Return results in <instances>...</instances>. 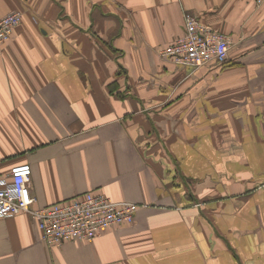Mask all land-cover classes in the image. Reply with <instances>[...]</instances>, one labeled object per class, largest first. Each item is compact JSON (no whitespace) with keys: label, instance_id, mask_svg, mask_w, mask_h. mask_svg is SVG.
Wrapping results in <instances>:
<instances>
[{"label":"crops","instance_id":"obj_1","mask_svg":"<svg viewBox=\"0 0 264 264\" xmlns=\"http://www.w3.org/2000/svg\"><path fill=\"white\" fill-rule=\"evenodd\" d=\"M0 173L31 168L34 208L87 192L131 225L48 247L0 218V264H264V3L0 0ZM192 17L232 39L200 69L159 55Z\"/></svg>","mask_w":264,"mask_h":264},{"label":"built area","instance_id":"obj_2","mask_svg":"<svg viewBox=\"0 0 264 264\" xmlns=\"http://www.w3.org/2000/svg\"><path fill=\"white\" fill-rule=\"evenodd\" d=\"M261 6L264 0H254ZM22 15L12 12L0 19V45L12 38ZM232 39L215 32L192 17H185L184 33L159 55L178 67L200 69L210 63L223 66L228 61ZM32 171L28 164L15 165L0 173V218L28 214L37 224L42 241L48 247L67 242L89 243L101 232L131 225L141 205L113 202L98 192H87L71 199L34 208L31 194Z\"/></svg>","mask_w":264,"mask_h":264}]
</instances>
